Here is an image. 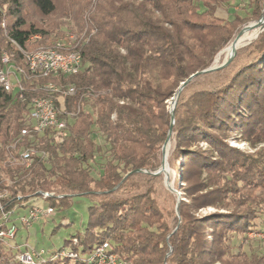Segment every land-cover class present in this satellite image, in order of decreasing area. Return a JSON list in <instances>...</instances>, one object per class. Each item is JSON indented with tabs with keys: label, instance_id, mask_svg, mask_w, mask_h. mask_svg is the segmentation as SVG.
I'll return each instance as SVG.
<instances>
[{
	"label": "trees",
	"instance_id": "obj_1",
	"mask_svg": "<svg viewBox=\"0 0 264 264\" xmlns=\"http://www.w3.org/2000/svg\"><path fill=\"white\" fill-rule=\"evenodd\" d=\"M231 1L0 0V63L7 52L10 62L25 68L21 50L60 37L52 32L61 22H40L56 11L74 20L67 30L82 35L76 73L23 78L22 97L0 85V188L8 192L0 200L3 210L13 214L23 200L43 198L40 191L54 192L43 198L52 208L86 194L92 200L86 228L65 241L80 258L107 240L128 264H264V253L248 254L233 242L264 230V217L260 226L255 221L260 212L264 216V29L215 70L218 84L185 94L190 81L176 99L170 158L182 182L175 186L177 211L165 212L152 185L142 190L137 179L157 177L143 171L160 166L170 101L180 84L208 68L242 25L264 13V0H238L250 14L229 18L222 12ZM36 34L40 38L31 40ZM45 82L72 83L75 92L63 101L67 110H79L66 117L65 128L25 136L12 149L29 125L30 99L45 95L36 85ZM28 146L43 154L27 168L11 161ZM10 215L4 222L0 211V230L12 229ZM6 239L0 236V264H22L3 247ZM82 263L46 255L37 264Z\"/></svg>",
	"mask_w": 264,
	"mask_h": 264
},
{
	"label": "built area",
	"instance_id": "obj_2",
	"mask_svg": "<svg viewBox=\"0 0 264 264\" xmlns=\"http://www.w3.org/2000/svg\"><path fill=\"white\" fill-rule=\"evenodd\" d=\"M1 26H4V19H1ZM38 34L32 35L31 40L39 39ZM82 35L77 36L70 31H66L62 36L56 37L48 46H41L36 49L21 50L25 62V68L15 66L10 62L7 52H3L0 63V85L6 91L14 90L22 97L24 90L23 78H41L48 75L67 76L79 71L82 67L81 53L77 49V45L81 41ZM14 42V41H13ZM15 43V42H14ZM45 92V95L34 96L30 99L29 110L26 114L29 125L20 129L18 137L11 143L12 149L16 148L17 143L23 137H33V135L42 132L47 128L59 131L66 127V117L75 115L79 107L74 111L67 110L63 101V96L72 95L75 92V86L72 83L66 85H58L52 82H45L36 85ZM43 152L38 151L34 147L28 146L17 149V154L11 157L14 163L22 164L25 168L29 167L33 156ZM43 198L54 195L52 191H40ZM6 189L0 188V200L7 197ZM57 196H61L58 194ZM52 207L47 206L45 209L33 206L28 210L26 215H22L20 221L25 225L39 219L45 214L53 212ZM1 219L7 221L12 211H4L0 201ZM15 234V228L9 231L0 230V236L7 238ZM254 235L264 237V230L256 231ZM3 247L9 252L12 259L22 264H37L44 260L46 255L52 259H81L82 264H128L123 258L116 253L110 251V243L106 240L100 244L93 246L91 251L80 258L76 251L70 247H62L59 249L45 251L44 249L35 250L26 247L21 249L20 245H11L4 241Z\"/></svg>",
	"mask_w": 264,
	"mask_h": 264
},
{
	"label": "rangeland",
	"instance_id": "obj_3",
	"mask_svg": "<svg viewBox=\"0 0 264 264\" xmlns=\"http://www.w3.org/2000/svg\"><path fill=\"white\" fill-rule=\"evenodd\" d=\"M58 5L62 4L58 3ZM225 8L226 13L222 12V14L229 18H232L233 13H237L242 17L249 16L250 14L247 4L239 2L238 0H232L231 4L227 5ZM58 21L61 23H59L60 25L56 27L52 33L59 36H62L66 31H70L67 29H71V27L73 28V26L75 25L72 17L60 16L58 15L57 11L49 17H40V22H43V24L49 25L50 23H55ZM255 21L256 20H250L242 25L241 28L235 32L230 42L236 41V46L243 42L241 46L238 47L241 48L247 45L250 41L254 40V37H251V39L249 40H247V37L251 34L256 33L257 30L259 31L260 28L258 26H252ZM247 25H251V27L248 29H243ZM62 29L64 32L61 31ZM70 32L77 36H81V34L76 29H73ZM245 35L246 38L244 39L243 37ZM222 49L215 55L214 60L210 66H218L222 64L232 52L230 51L228 53H220ZM242 60H244L243 57L238 61ZM220 80L221 73H217L215 71L200 74L192 80L193 85L185 90V94H189L194 89L212 87L218 84ZM228 141L231 145L236 146L242 150H253L246 141L235 140L232 138H229ZM173 145L174 141L170 140L169 153L167 155L168 166L164 165L166 166V169L164 168V166L162 167V173L156 175L157 177L155 178H137L139 183L142 185V190L148 185H152L154 189L153 195L157 199L159 206L165 212H171L173 211V209H175V201L177 200L180 193L178 190H176L175 186L176 184H182V182L179 181L178 177H176V167L175 164H173L172 159L170 158V153L173 149ZM33 198L23 200V205L16 206V211L10 215V224H14L12 226V229L15 228L17 229V231L14 237H7V242L13 246L20 245L21 249L23 250L26 247L31 250L44 249L45 251L58 249L62 246L70 247V244L65 243V241L71 239L74 236H78L86 228L89 218L88 207L92 204L90 196L86 194H72L68 198L69 203L67 205L56 206L51 214L43 213L39 217V219L33 221L31 225L26 226L21 223L20 218L22 215H26L28 213L30 204L44 209L48 206L47 201L43 200V198ZM211 209L212 208H207L202 210V212H207ZM170 217H172V215H170ZM263 217V213L260 212V216L255 220L256 223H259V220L263 219ZM254 232L255 231H250L246 233V238L236 237L233 242L238 244L241 243L242 249L248 254H262L264 253V237L254 235ZM236 249L237 247L235 246L234 250Z\"/></svg>",
	"mask_w": 264,
	"mask_h": 264
},
{
	"label": "water",
	"instance_id": "obj_4",
	"mask_svg": "<svg viewBox=\"0 0 264 264\" xmlns=\"http://www.w3.org/2000/svg\"><path fill=\"white\" fill-rule=\"evenodd\" d=\"M252 26H258L260 29L258 31V33L264 29V13L259 17V19H257L255 21L254 24H252ZM251 25H247L245 26L244 28H250ZM242 30V29H241ZM257 33V35H258ZM256 35V36H257ZM255 36V37H256ZM254 37V38H255ZM236 49H233L232 53L229 55V57L220 65L218 66H209L208 68H205L201 71H197V72H194L193 74H191L189 77H187L181 84L180 86L178 87L177 91L174 93L171 101H170V107H169V112H170V117H171V122H170V128L168 130V133H167V136L161 146V163H160V166L155 170V171H145L151 175H158L159 173H162V167H163V149H164V146L165 144L170 141V137H171V134H172V124H173V121H174V115H173V110H174V107H175V104H176V99L180 93V91L182 90L183 87H185L190 81H192L196 76L200 75V74H203V73H206V72H210V71H215L216 69H219V68H222L224 66H226L231 60L232 58L234 57L235 53H236ZM135 171H141L140 169H136ZM177 204H178V198L176 200V204H175V210L177 211Z\"/></svg>",
	"mask_w": 264,
	"mask_h": 264
},
{
	"label": "bare ground",
	"instance_id": "obj_5",
	"mask_svg": "<svg viewBox=\"0 0 264 264\" xmlns=\"http://www.w3.org/2000/svg\"><path fill=\"white\" fill-rule=\"evenodd\" d=\"M245 29V28H243ZM242 29V30H243ZM258 33V30L256 31V33H254L251 37H255ZM256 34V35H255ZM251 37L249 39H251ZM244 39L246 38V35L243 37ZM248 39V40H249ZM243 42H241L239 45L236 46V41H231L229 44H227L220 53H228L230 51H233V49L235 48H238L239 46H241ZM243 46V45H242ZM232 53V52H231ZM229 57V56H228ZM227 57V58H228ZM216 61V60H215ZM169 153V141L165 144L164 146V149H163V166L166 165L168 166V163H167V155ZM166 166H164V168L166 169Z\"/></svg>",
	"mask_w": 264,
	"mask_h": 264
}]
</instances>
